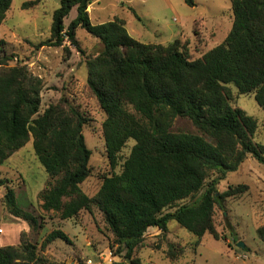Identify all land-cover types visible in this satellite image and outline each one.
<instances>
[{
    "label": "trees",
    "instance_id": "1",
    "mask_svg": "<svg viewBox=\"0 0 264 264\" xmlns=\"http://www.w3.org/2000/svg\"><path fill=\"white\" fill-rule=\"evenodd\" d=\"M13 0H0V26ZM98 0H62L54 13L51 38L41 46L60 47L68 40L79 48L77 30L99 39L104 48L86 62L87 85L106 115L103 123L111 174L102 177L100 191L88 196L81 185L91 176L92 151L83 128L88 123L65 99L43 112L44 82L26 65L10 66L13 57L1 55L0 42V165L33 139L35 155L48 174L39 193L42 209L63 220L98 209L129 264H143L136 252L150 228L169 233L175 221L196 237L206 234L225 240L216 229L217 208L248 190L247 185L220 183L236 172L249 156L264 164V146L255 141L258 121L233 106L234 93L253 95L264 111V0H230L233 26L223 43L193 58L188 43L147 44L130 35L127 22L94 25L89 7ZM42 0L24 3L37 7ZM195 7V0H184ZM73 9L77 17L66 27ZM134 12V10H133ZM188 119L197 133L174 131L176 119ZM131 154L121 162L129 141ZM0 180V186L7 184ZM9 213L30 226L36 217L19 205L8 187ZM264 242V225L257 229ZM58 240L71 244L62 230L50 232L41 247L28 242L0 246V264H56L44 253ZM170 259L177 258L173 248Z\"/></svg>",
    "mask_w": 264,
    "mask_h": 264
},
{
    "label": "rangeland",
    "instance_id": "2",
    "mask_svg": "<svg viewBox=\"0 0 264 264\" xmlns=\"http://www.w3.org/2000/svg\"><path fill=\"white\" fill-rule=\"evenodd\" d=\"M29 1L32 0L12 1L11 9L0 26V42L4 43L1 55L13 57L10 66L16 63L26 65L34 76L43 80L41 112L65 99L88 119L82 133L92 151V172L81 187L88 196L94 197L101 189L102 177L113 171L103 135L106 115L87 85L86 62L96 57L104 46L82 28L77 30L79 48L68 40L60 47L41 46L51 38L54 13L60 8L62 0H42L39 6L24 9V3ZM195 1L196 6L189 7L183 0H171L174 10H170L161 0H151L155 13L147 16L143 12L141 23L151 30L168 28L176 31L182 26L191 31L194 27L191 39H184L183 43L187 42L190 55L198 58L223 43L233 26V12L230 0ZM123 2L129 3L130 0H104L101 8L92 6L89 10L92 23L103 24L115 17L134 22L138 16L131 13V6L124 8ZM76 17L77 11L73 9L65 20L66 27ZM195 17L197 21L193 25L191 21ZM232 90L233 106L258 121L255 141L264 146V111L253 95H239L235 87ZM173 130L197 133L192 123L182 118L176 119ZM134 144L135 141L131 140L123 149L116 173H120L121 165L130 156ZM0 180L8 182L0 186V246L18 245L24 234L28 242L40 248L46 236L59 229L72 242L68 244L58 240L51 243L44 253L50 262L129 264L124 258L126 251H119L98 209H94L92 214L83 211L78 218L70 220H63L58 213L42 209L39 193L47 186L48 174L35 155L33 139L0 165ZM236 185H247V192L228 198L222 208H217L215 216L216 229L225 240H216L206 234L201 245L195 246L196 237L172 221L166 235L157 228H150L135 256L143 264H264V242L257 235V229L264 225V164L249 156L238 171L228 174L218 189L224 192L229 186ZM8 187L16 192L23 210L37 218V225L30 226L31 219L23 221L9 213L5 199ZM240 242L244 243V248L239 247ZM170 247L176 253L175 261L168 256Z\"/></svg>",
    "mask_w": 264,
    "mask_h": 264
},
{
    "label": "crops",
    "instance_id": "3",
    "mask_svg": "<svg viewBox=\"0 0 264 264\" xmlns=\"http://www.w3.org/2000/svg\"><path fill=\"white\" fill-rule=\"evenodd\" d=\"M104 0H98L94 2L90 7L89 10L92 8V6L98 5L100 8L102 7V3ZM129 3H122V5H125L124 8H127L128 6H131L132 10L131 13H135L138 17L133 20L134 22H127V30L128 32L133 35L136 39L147 43V44H163L167 45L169 43H172L173 41L177 39L181 40H187L190 38V33H194L193 29L188 31L186 28L178 27V29L170 30L168 28L160 29V30H151L149 26L142 24V18L141 15L144 12L145 15H151L152 13H155L153 10V4L150 2L151 0H142L138 3L131 2ZM162 3L170 10H174V6L172 5L171 0H161ZM184 1V0H183ZM127 6V7H126ZM130 10V9H129ZM134 10V12H133ZM140 17V18H139ZM193 25H195L197 21V17L192 18ZM137 22V23H136ZM139 22V23H138ZM181 23V22H180ZM191 39V38H190ZM192 41V40H191Z\"/></svg>",
    "mask_w": 264,
    "mask_h": 264
},
{
    "label": "water",
    "instance_id": "4",
    "mask_svg": "<svg viewBox=\"0 0 264 264\" xmlns=\"http://www.w3.org/2000/svg\"><path fill=\"white\" fill-rule=\"evenodd\" d=\"M239 247L244 248L245 247L244 243L240 242Z\"/></svg>",
    "mask_w": 264,
    "mask_h": 264
},
{
    "label": "built area",
    "instance_id": "5",
    "mask_svg": "<svg viewBox=\"0 0 264 264\" xmlns=\"http://www.w3.org/2000/svg\"><path fill=\"white\" fill-rule=\"evenodd\" d=\"M88 264H92V261H88Z\"/></svg>",
    "mask_w": 264,
    "mask_h": 264
}]
</instances>
